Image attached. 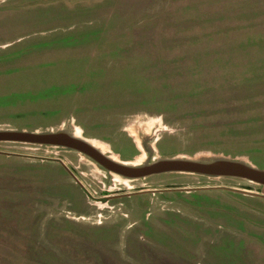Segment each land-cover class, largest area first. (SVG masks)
<instances>
[{
	"label": "rangeland",
	"instance_id": "374dc122",
	"mask_svg": "<svg viewBox=\"0 0 264 264\" xmlns=\"http://www.w3.org/2000/svg\"><path fill=\"white\" fill-rule=\"evenodd\" d=\"M0 131L264 169V0H0ZM0 264H264V187L0 142Z\"/></svg>",
	"mask_w": 264,
	"mask_h": 264
},
{
	"label": "water",
	"instance_id": "95a60500",
	"mask_svg": "<svg viewBox=\"0 0 264 264\" xmlns=\"http://www.w3.org/2000/svg\"><path fill=\"white\" fill-rule=\"evenodd\" d=\"M0 142H11L38 146H54L77 152L95 163L109 174L125 180H138L153 175L180 173L206 178H235L264 187V169H256L240 161L214 159L209 162L164 158L140 167H133L111 160L102 155L86 140L75 138L66 132L24 133L0 131Z\"/></svg>",
	"mask_w": 264,
	"mask_h": 264
},
{
	"label": "crops",
	"instance_id": "0c3cea01",
	"mask_svg": "<svg viewBox=\"0 0 264 264\" xmlns=\"http://www.w3.org/2000/svg\"><path fill=\"white\" fill-rule=\"evenodd\" d=\"M191 25H193V24H191ZM200 30V28L199 27H196V26H184L183 28H182V31H183V33H192V32H195L196 33V31H199ZM197 34V33H196ZM184 37H186L185 39H183L182 40V42H181V40H179V41H173L174 43H168L169 45H174V46H179V45H185V44H188L190 41V39H192V37H190V36H184ZM173 60H175V59H173ZM178 60V59H177ZM183 60H187V59H183ZM192 65H196V66H189V67H186V66H184L185 68L183 69L186 73H188V70H190V72L189 73H193V72H196L198 69H200V68H202V67H204V66H198L197 65V63H192ZM116 111H114L113 113H115ZM189 112H191V111H189ZM188 113V112H187ZM117 114L118 113H115L114 115H113V117L112 118H114V119H116L117 120ZM150 116H154V114L153 113H147V112H138V111H132V112H130V113H122L121 114V116H120V118H118V120L120 119V125H119V127L116 129L117 130V133H124V131H126V128L124 127V125H123V122L125 121V119L126 118H131V119H138L139 117H144V118H149ZM158 116V115H157ZM160 118V117H159ZM162 123V122H161ZM72 127L74 128V129H77L78 131H80L79 129H78V127L77 126H75L74 124L72 125ZM165 127V126H164ZM126 136L128 137H131L129 134H126ZM102 143H104V144H107V143H105V142H102Z\"/></svg>",
	"mask_w": 264,
	"mask_h": 264
},
{
	"label": "bare ground",
	"instance_id": "6f19581e",
	"mask_svg": "<svg viewBox=\"0 0 264 264\" xmlns=\"http://www.w3.org/2000/svg\"><path fill=\"white\" fill-rule=\"evenodd\" d=\"M88 143V142H87ZM89 144V143H88ZM91 145V144H90ZM97 151H99L98 149H96ZM100 152V151H99ZM112 160V159H111ZM114 161V160H113Z\"/></svg>",
	"mask_w": 264,
	"mask_h": 264
}]
</instances>
